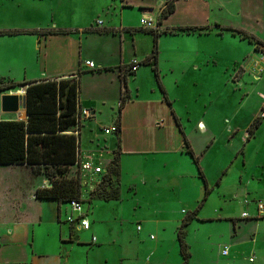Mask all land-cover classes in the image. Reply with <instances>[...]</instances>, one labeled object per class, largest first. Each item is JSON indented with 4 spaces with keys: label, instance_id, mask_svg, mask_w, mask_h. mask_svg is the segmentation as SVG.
<instances>
[{
    "label": "crops",
    "instance_id": "0c3cea01",
    "mask_svg": "<svg viewBox=\"0 0 264 264\" xmlns=\"http://www.w3.org/2000/svg\"><path fill=\"white\" fill-rule=\"evenodd\" d=\"M51 1L54 0H0V11L2 13H7V8L12 7V5H15L17 8H40L42 5H47ZM75 1L76 0H61L62 6L59 9L56 6V8L50 10L48 13L51 20L54 21L58 12H60V14L65 13L68 19L70 16H74L78 9ZM91 1L93 4L97 5V8H100V11L95 14L89 21V24L86 25H78L77 22L72 20L71 23L74 22L72 25L67 24L63 26L57 22L52 26L44 25L43 22L47 14H38V17H34L36 21H41V23L36 26L26 24L18 25L17 23H12L13 25H10L11 23H8L9 25H0V31H19L23 33L18 36H0V78L12 80L16 83L33 84L47 81H76L79 86V126L75 129L74 133L68 132L67 134H75L78 138V161L92 162L96 167L103 168L104 174H106L107 170L104 166H109L114 159L118 151L119 138L120 178L122 176V152L124 151L121 147L123 146L126 151L128 150L125 148L123 140V132L125 131L123 130V123L125 124V118L127 117L125 110L128 104L131 101H140L142 102L141 105L147 107V112L136 117L138 122H140L139 124L146 121L148 124L146 128H149L153 120H158V110L166 104L170 108L175 125L182 136L184 147L175 148L173 151L169 149H167V151H145V149L139 151L142 148L143 137H138L137 140L133 141L130 145L128 152L132 155H158L160 153H169V155H178V157H181L184 156L185 153L189 154L186 150L187 142L194 151L195 156L199 158V166L196 165L194 159L193 163L197 166L199 173L202 172L206 182L203 196L205 197L207 189L211 191L209 195H213L215 189L222 187L221 180L217 186H210L207 174L202 167V158L203 154H212L213 150L211 146L213 141L208 144L209 140H211L209 136L215 137L211 134V131L216 134L217 124L220 126L222 120L229 119L227 115L230 108H232L224 100L225 91L228 86V78L222 75L226 74L228 69H233L235 73L237 70H240L239 73H242V75H237L233 78V81L238 84L239 82L243 83L246 74V72H244L245 68L243 67H246L245 65L248 64V69H250V72L253 71L257 78H260L264 74V72L257 69L259 64L264 62V0H225L223 4L218 7L222 13H228V11L232 9L237 19H242L246 16L249 19L247 25L241 22L233 23L230 21L224 25L219 21L210 25L208 19H203L198 22L181 23L180 21L176 24L167 26V20L172 17L174 18L179 11L178 6L181 0H175L174 14L163 21L161 25L158 24V29L161 34L158 38V56L157 59L153 60L149 65H143V62H145L153 52L154 36L151 33L142 32L139 23L144 19L158 20V17L161 16L162 11L166 8L168 0ZM203 2L205 6L208 7V16L210 17L213 13V7L210 6V1ZM134 10L138 11V15L140 16L139 19H132L129 17L131 11ZM117 18H119V20H117ZM97 20L104 21V30H98L96 26ZM53 21L50 22L53 23ZM183 28H201L203 31L195 33L183 31H178L174 34L167 33L172 30ZM49 29L62 30L65 33L51 36L35 34V32H42ZM229 29L243 30L254 36L262 42L263 46H261V49L263 51H257L255 45L251 44L248 40L242 39L238 35H233L228 31ZM168 38H173L174 42L178 44L183 41L186 45L189 44V46L182 48L181 45H178L174 54H170V56L166 57V55L169 54H163L162 42ZM112 39L116 40L113 41V45L116 49L109 51L108 46L112 42ZM245 47L248 49L247 51H245ZM71 48H73V51ZM239 50H241L240 53ZM71 54H73L71 58L73 62L70 59ZM129 54L131 59L128 61L127 58ZM228 54H234L235 57L230 59ZM254 54L260 55L262 59L254 62L257 58ZM164 57L170 60L172 71L175 73L177 72L179 75V77L175 79L176 89L174 90L175 94H173V96L162 82V61ZM135 59L142 64L135 75L130 76L127 80L128 88L126 90L122 82L123 73L125 70L129 69L131 62ZM86 62L94 63L96 69L90 70L87 68L84 65ZM154 64L158 69L160 82L171 105L166 101L161 88L162 97L160 93L156 91V85L153 83L154 79L150 76L152 72L154 74ZM230 64L231 67H228ZM145 71H148L150 74L147 75ZM223 71L225 72L223 73ZM111 75L117 76L119 81L117 86H115L114 83H108V78ZM147 76H149L148 79ZM131 79H146L149 84L147 87L152 91V95H155V97L151 96L150 98L144 97L142 100H134L133 90L131 85H129V80ZM155 80L158 83L156 77ZM213 84H215L216 88L214 91H209L207 97L210 98V100L207 101L204 99L205 102L207 101V103L210 104V107L203 113V118L197 120V127L199 128L198 135L200 139L204 140L208 145L207 147L205 146L202 149H198V147L192 144L191 138H189L187 132L188 128L183 126V118H179L175 105L182 104L186 106L202 100L204 98L203 95L198 94V97H196L197 94L193 95V91L199 86L206 87L208 85L213 86ZM29 86L30 85L20 87L17 91L0 93V122H28V98L26 91ZM191 89H193L192 92ZM181 91H184L183 94ZM20 92L25 97L26 102L24 108L20 110L19 113H4L2 111V96L4 94H17ZM127 95L128 100L121 115H119L120 118L118 117L112 121L109 127L111 128L118 125L120 128L119 136L115 134L117 138L116 143L111 144L109 141L103 143L100 138H98L99 136L95 135L92 139L89 138L90 146L83 149V139L85 135H89L87 133V126L100 115L99 110H102L101 108H104L107 104L117 99L120 102L121 99ZM191 100L194 103H191ZM118 104L120 105V103ZM85 111L89 112L90 117L84 115ZM187 122L191 123V119H188ZM193 122L196 121L194 120ZM100 123L102 122L100 121ZM252 124L247 128V131ZM262 124L263 121L261 122V125ZM164 125L165 122H161L160 126ZM150 128L157 131L156 126L150 125ZM247 131L245 135L246 139L249 134H247ZM89 132L92 133L90 130ZM253 136L254 134L250 139ZM250 139H247L246 142H249ZM205 158H207V156ZM171 165L172 171H168L164 177H156V179L158 182H164L166 187H171L172 191L175 192L177 188L183 189L185 174L180 165L176 163H171ZM168 166L167 163H164L158 165V168L166 169ZM220 172L221 174H226L227 168H222ZM103 175L98 174L93 176L91 187L85 188L84 193L86 195H89L90 192L97 188L94 184L96 182H101L104 177ZM120 178L117 182L119 191ZM141 180L146 184L147 177L142 175ZM48 185L49 181L45 176L42 174L38 175L32 167L27 164L3 165L0 163V264H95L89 260H81L78 257L72 258L71 260L76 246L80 248L94 246L93 244H83V242L85 243V239H82L80 235L77 236V232L88 234L92 242L95 238L96 243H98L96 238L97 235L95 231H92L91 223L90 229L87 231L81 229L79 224L76 223L70 225L66 233L63 227V220L65 219V221H68V218L71 216L72 210L70 204L60 203L56 200H39L36 196L38 189L47 188L49 187ZM92 203L93 201L89 204L91 205ZM181 214H179L180 218ZM190 215L192 214L189 213L187 217ZM83 216L87 218V215L83 214ZM201 216L202 209L200 208L196 214V219L191 224L199 219H201L200 221L202 223L215 220L210 217L203 218ZM74 217L78 219L79 215L74 214ZM87 220L89 221L88 218ZM188 234L187 232V236ZM236 237L237 235L231 236L227 241L224 240L223 243L218 245L217 260L213 261L206 259L204 262L200 263L245 264L242 263L241 258L246 260L248 257L250 264H264V253L261 254V250L258 249H264V238L261 240L259 231L258 234L253 235L252 239L243 240L244 245L251 243L253 250L239 251L241 247L237 245L239 242L234 239ZM186 243L191 248L187 238ZM67 246H70V248ZM224 247H229L228 256L223 255ZM158 248L159 245L156 246V249ZM234 248L238 250L232 253ZM253 252L254 256L257 255L261 260L255 259L254 262L251 261L253 258L250 256ZM148 256L147 258H149ZM192 256L193 255H191V259H193ZM122 258L119 264H124L126 259L125 257Z\"/></svg>",
    "mask_w": 264,
    "mask_h": 264
},
{
    "label": "rangeland",
    "instance_id": "374dc122",
    "mask_svg": "<svg viewBox=\"0 0 264 264\" xmlns=\"http://www.w3.org/2000/svg\"><path fill=\"white\" fill-rule=\"evenodd\" d=\"M203 1H210V6L213 7V13L210 17L208 16V7L205 6ZM224 1L181 0L178 6L179 11L174 18L167 20L166 25L176 24L180 21L181 23L198 22L203 19H208L210 25L217 21L223 25L229 21L233 23L241 22L247 25L249 19L246 16L237 19L232 9L228 13H222L218 9ZM75 3H77L78 9L74 16H70L68 19L65 13L60 14L58 12L54 21L51 20L48 13L56 6L58 9L60 8L62 6L61 0L51 1L40 8H17L12 5V7L7 8V13L0 11V25L17 23L18 25L36 26L41 23V21L34 19L35 16L38 17V14H47L43 22L44 25L52 26L56 22L63 26L72 25L74 22H77L78 25H86L100 11V8H97V5L93 4L91 0H76ZM129 17L132 19L140 18L136 10L131 11ZM160 18L161 16L158 17V20H152L156 24L155 29L146 30L140 26V30L142 32L159 31ZM71 20L74 22L71 23ZM50 21H53V23ZM98 30L102 31L104 27ZM113 41L116 40L112 39L108 46L109 51L116 49ZM178 45H181L182 48L189 46L183 41L178 44L174 42L173 38L163 40V54H169L166 57L174 54ZM71 50L73 51V48ZM247 50L245 47V51ZM228 55L230 59L235 57L234 54ZM254 56H257L254 62L262 59L258 54H254ZM72 57L73 54L70 55V59ZM130 59L129 54L127 60ZM248 65L243 67L245 68L244 72H246L243 83L239 82L238 84L233 81V78L237 75H242V73H239L240 70L235 73L233 69H228L226 74L222 75L228 78L224 100L233 109L230 108L228 112L229 119L222 120L220 126L217 124L216 134L211 131L215 138L210 135L211 140L208 144L213 141L211 146L213 152L211 155L203 154L202 158V167L207 174L210 186H217L221 180L222 187L215 189L213 195H209L207 199L204 198L206 182L200 177L197 166L193 163L190 154L185 153L184 156L178 157V155L172 156L169 153L132 155L128 152L130 145L138 137H143L142 148L139 151H142V149H145V151H167V149L173 151L175 148L184 147L182 136L175 125L171 110L166 104L158 110V120H153L150 123L151 126H156L157 131H155V129L150 128V125L149 128H146L148 125L146 121L139 124L140 122L136 118L147 112V107L141 105L142 102L140 101H131L125 110L127 117L125 118V124L123 123V130H125L123 140L125 148L128 150L126 151L123 146L121 147L124 151L122 152V176L119 181L120 199L106 202L95 198L90 205L88 195L83 194V214L87 215L92 231H95L97 235L98 243H93L88 234L77 232V236L80 235L82 239H85L83 244H93L94 246L81 248L76 246L71 260L78 257L81 260H89L95 264H119L123 259L122 257H125L124 264H182L183 258L180 253L178 228L181 227L189 213L193 214L200 208L202 209L201 217H210L215 220L202 223L199 219L185 229L187 241L191 245L189 251L193 255L190 264H201L200 262H204L206 259L217 260L218 245L223 243L224 240L227 241L231 236L237 235L234 239L239 242L237 244L241 247H238L239 251L253 250L251 243L244 245L243 240L252 239L254 234H258V231L261 240L264 238V212L262 216L258 209L259 204L264 205V118L262 120L263 124L255 131L249 142H246L245 137L247 128L258 116L262 115L264 99L259 94L264 95V74L257 78L253 71L250 72ZM228 67H231V64ZM162 68V82L173 96L176 89L175 79L179 75L177 72L172 71V64L168 58H163ZM257 69L264 72V62L259 64ZM145 73L150 74L148 71H145ZM151 74L150 76L154 79L153 83L156 85V91L162 97V92L153 72ZM108 80V83H114L115 86L119 84L117 76L111 75ZM129 85L132 87L134 100L155 97L147 87L149 84L146 79H131ZM215 88V84L206 87L199 86L193 91V95L197 94L196 97H198V94H202L204 97L202 100L195 103L191 100L190 102L194 104L186 106L182 104L175 105L179 118H183V126L188 128L187 132L192 144L198 149L207 147L208 144L200 139L198 135L197 120L203 118V113L210 107V104L207 103L210 98L207 96L209 91H214ZM183 92L181 91L182 94ZM204 99L207 101L205 102ZM112 102L101 108L102 110H99V116L101 117L97 116L95 121L87 126L89 135H85L83 139V149L90 146L89 138L92 139L95 135L99 136L98 138L103 143L108 141L111 144L116 143V135H106L104 130L109 128L112 121L120 115L119 100ZM188 119H191V123L187 122ZM194 120L196 122H193ZM161 122H165V125L160 126ZM206 156L207 158H205ZM164 163L169 166L166 169H159L158 165ZM171 163L180 165L185 174L183 189L177 188L175 192L172 191L171 187H166L164 182H158L156 179V177L162 178L168 171H172ZM104 168L107 171L109 170L108 166H104ZM222 168H227L226 174H221L220 170ZM76 175L77 172L74 169L69 176L74 177ZM142 175L147 177L146 184L141 180ZM94 186L97 187V182ZM179 214H181V218ZM244 214H247L248 217ZM64 221L65 219L63 220V227L67 233V228L71 224ZM187 232L189 233L188 236ZM158 245L159 248L156 249ZM67 247L70 248V246ZM258 249L261 254L264 253V249ZM237 250V248H234L232 253ZM254 252L250 256L253 258V262L255 259L261 260L257 255L254 256ZM241 260L242 263L250 264L248 257L246 260L244 258H241Z\"/></svg>",
    "mask_w": 264,
    "mask_h": 264
},
{
    "label": "trees",
    "instance_id": "16d2710c",
    "mask_svg": "<svg viewBox=\"0 0 264 264\" xmlns=\"http://www.w3.org/2000/svg\"><path fill=\"white\" fill-rule=\"evenodd\" d=\"M175 12V0H168L166 8L162 11L159 24L171 17ZM178 31L187 33L203 31L201 28H183L169 31L174 34ZM233 35H238L255 45L257 51L261 49L262 42L243 30L229 29ZM65 33L62 30L49 29L42 32H35L43 36H51ZM154 36V49L143 65H149L158 56V38L160 31H149ZM23 34L19 31H0V36H18ZM34 34V33H31ZM264 52V51H263ZM158 84L165 95L166 101L171 105L166 92L162 87L160 76L156 65L153 68ZM135 75L129 69L125 70L122 82L127 90V80ZM30 85L26 94L28 98V122L4 121L0 122V163L3 165H24L27 164L38 174H42L49 181V187L38 189L36 196L39 200H56L60 203H69L73 200L82 202L85 187L81 178V171L78 168L79 141L74 133L79 126V86L76 81H47L39 83H16L12 80L0 78V93L17 91L20 87ZM128 100L124 96L119 105L121 112ZM264 114V108L262 109ZM120 118V116H119ZM264 116H258L247 133L248 140L254 131L261 125ZM120 134V128L117 136ZM186 150L193 157L197 166L199 158L186 142ZM109 170L102 178L97 189L89 194V203L95 198L104 201L119 199L120 191L117 183L120 178V139L118 138V151L108 166ZM76 170L77 175L70 177V173ZM201 177L204 179L202 172ZM205 181V180H204ZM207 189L205 199L210 194ZM195 213L186 217L181 227L178 228V241L180 253L183 258L182 264H189L191 253L186 243V228L196 219Z\"/></svg>",
    "mask_w": 264,
    "mask_h": 264
},
{
    "label": "built area",
    "instance_id": "2783aa9c",
    "mask_svg": "<svg viewBox=\"0 0 264 264\" xmlns=\"http://www.w3.org/2000/svg\"><path fill=\"white\" fill-rule=\"evenodd\" d=\"M140 25L142 28L146 29V30H153L156 28V24H154L152 22V20H141L140 21ZM96 26L98 29H102L104 27V22L101 21V20H97L96 21ZM84 65L89 68L90 70H95L96 67L94 65V63L92 62H86L84 63ZM131 72L132 73H136L137 70L140 68L141 66V63L140 61L138 60H133L131 62ZM260 97L262 99H264V95H260ZM84 115H86L87 117H90V114L89 112L85 111L84 112ZM262 116H264V114H262ZM119 130V126L116 125V126H113L111 128H108L105 130V134L106 135H111V134H117ZM78 168L80 169L81 171V178H82V181H83V185L85 188H89L91 187L92 185V178L94 175H103L104 174V169L101 168V167H96L92 162H79L78 163ZM105 175V174H104ZM103 175V176H104ZM102 182V180H101ZM101 182H97V187L100 185ZM97 188H95L93 191H95ZM92 191V192H93ZM91 194V192L89 193ZM90 196V195H88ZM70 207H71V216L68 218V223H70L71 225H74L76 223L79 224L80 228L83 229V230H89L90 229V222L87 220L86 217L83 216V207H82V203L77 201V200H73L70 202ZM259 213L260 215H263V212H264V205L263 204H259ZM74 214H78L79 215V218L76 219L74 217ZM244 216L248 217L247 214H244ZM140 229V228H139ZM96 242V239L94 238L93 239V243ZM223 255L224 256H228L229 255V247H224L223 249ZM253 261V260H251Z\"/></svg>",
    "mask_w": 264,
    "mask_h": 264
},
{
    "label": "water",
    "instance_id": "95a60500",
    "mask_svg": "<svg viewBox=\"0 0 264 264\" xmlns=\"http://www.w3.org/2000/svg\"><path fill=\"white\" fill-rule=\"evenodd\" d=\"M25 97L20 93L4 94L2 96V111L4 113H19L25 106Z\"/></svg>",
    "mask_w": 264,
    "mask_h": 264
}]
</instances>
